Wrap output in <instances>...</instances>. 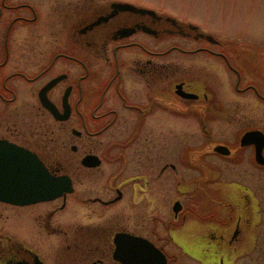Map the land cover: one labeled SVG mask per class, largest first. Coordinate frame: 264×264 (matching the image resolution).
<instances>
[{"label":"flooded vegetation","instance_id":"1","mask_svg":"<svg viewBox=\"0 0 264 264\" xmlns=\"http://www.w3.org/2000/svg\"><path fill=\"white\" fill-rule=\"evenodd\" d=\"M227 39L144 1L0 0V140L70 183L0 201V264H264L249 180L226 177L264 171L242 144L264 134V40ZM221 184L238 207L200 215Z\"/></svg>","mask_w":264,"mask_h":264},{"label":"rangeland","instance_id":"2","mask_svg":"<svg viewBox=\"0 0 264 264\" xmlns=\"http://www.w3.org/2000/svg\"><path fill=\"white\" fill-rule=\"evenodd\" d=\"M104 1V0H102ZM124 1V0H123ZM127 1V0H125ZM144 1L146 5H151L156 9L165 10V12L177 17H185L197 24L208 27L214 33L221 36H228L234 39H227L228 43L244 41L247 38H254L259 41L264 40V0H128ZM240 38V39H238ZM234 40V41H232ZM258 56L252 55L255 59ZM254 61V60H253ZM241 62V61H240ZM219 124L220 133L226 130L230 131L228 125L223 122ZM217 126H214L216 128ZM223 133L216 136L222 139ZM227 169H223L224 174ZM222 171V170H221ZM226 175L230 180H236L237 177H247L249 180L243 186L250 188L251 208L246 218H251L249 222L244 221L243 228H262L257 232L258 245L264 244V171L250 169H230ZM224 180V179H223ZM240 185L221 184L207 189L204 186L203 195L199 198L198 213L202 216L208 215L216 208V196L223 194L224 200L233 203L238 207L239 200L244 194ZM255 194V195H254ZM248 195V194H247ZM257 196V197H255ZM214 200V201H213ZM241 209V208H239ZM241 211V210H239ZM238 213V212H237ZM241 214V213H238ZM237 214V215H238ZM18 228V227H17ZM259 234V235H258ZM260 238V239H259ZM256 255V254H255Z\"/></svg>","mask_w":264,"mask_h":264},{"label":"water","instance_id":"3","mask_svg":"<svg viewBox=\"0 0 264 264\" xmlns=\"http://www.w3.org/2000/svg\"><path fill=\"white\" fill-rule=\"evenodd\" d=\"M117 9H135L129 4H114ZM258 143L257 161L264 165L262 151L264 134L251 131L243 136L242 144ZM220 153H229L226 147L217 146ZM67 178H55L33 153L0 140V201L13 205H29L47 201L70 191ZM178 203L175 211H179Z\"/></svg>","mask_w":264,"mask_h":264}]
</instances>
